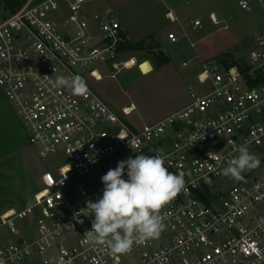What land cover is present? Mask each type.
<instances>
[{
    "label": "built area",
    "instance_id": "obj_1",
    "mask_svg": "<svg viewBox=\"0 0 264 264\" xmlns=\"http://www.w3.org/2000/svg\"><path fill=\"white\" fill-rule=\"evenodd\" d=\"M96 1L27 3L0 18V89L28 144L42 160L55 159L33 203L0 214V264H264V33L242 65L204 63L201 89L189 88L186 106L135 129L91 84L103 79L102 65L113 78L129 69L116 60L125 33L111 9L86 10ZM239 5L250 8L248 0ZM209 19L221 24L215 13ZM168 39L178 42L175 33ZM72 75L85 80V95L50 84ZM242 145L260 166L239 181L221 175ZM157 150L185 178L162 210L160 236L125 255L86 244L94 217L84 209L102 196L101 177L121 160Z\"/></svg>",
    "mask_w": 264,
    "mask_h": 264
},
{
    "label": "rangeland",
    "instance_id": "obj_2",
    "mask_svg": "<svg viewBox=\"0 0 264 264\" xmlns=\"http://www.w3.org/2000/svg\"><path fill=\"white\" fill-rule=\"evenodd\" d=\"M239 1L120 0L117 13L128 28L131 38L126 36L127 39L133 42L154 40L159 46L153 55H145L141 51H121L116 60L120 62L136 58L141 63L153 58L154 55L157 56L160 49L158 36L160 40L162 39V49L173 58L174 67L183 80L178 82L172 79L173 77L166 76V72L155 71L142 75L137 69H122L114 79L109 77L96 85L92 82L91 84L104 99L113 96L125 104L134 102L138 107V112H135L132 118L140 113L144 117L143 120H157L164 112L166 105L177 104L184 99L190 85L195 90L201 89L196 77L193 78L191 74L194 70H201V60L196 50L204 49L211 54L220 50H228L227 53L213 60L224 66L244 63L250 47L257 37L264 33V0H248L249 9H242ZM168 10L176 16L175 23L165 18L164 13ZM0 11L10 14L7 10ZM211 12H215L221 24L214 25L210 22ZM195 19L201 20V28H193L192 21ZM225 25L228 26L227 29H223ZM151 31H154L157 36L152 35L151 39L144 37ZM168 33H178L176 34L178 42H169ZM192 42L195 43V47L191 46ZM184 62H187L186 66L183 65ZM0 95L3 101L5 100L11 114L23 128L1 89ZM117 103V101L112 102V105L116 107L119 105ZM25 137L27 139L26 132ZM54 162L55 159L42 160L28 143H25L21 152L9 154L1 162L4 165L0 170V205L7 203L19 207L27 201L34 179L33 172L36 171L41 176L45 171L52 169ZM5 207L4 205L0 208V211Z\"/></svg>",
    "mask_w": 264,
    "mask_h": 264
},
{
    "label": "clouds",
    "instance_id": "obj_3",
    "mask_svg": "<svg viewBox=\"0 0 264 264\" xmlns=\"http://www.w3.org/2000/svg\"><path fill=\"white\" fill-rule=\"evenodd\" d=\"M50 84L53 88H68L74 95L88 91L79 75L56 77ZM237 151L220 174L239 181L244 172L259 167L261 160L246 145ZM101 182L102 196L95 202L87 201V215L83 212L94 217L91 230L84 233V242L93 247L107 246L117 255L128 254L135 245L158 238L165 228L162 210L185 188L184 175L170 172L159 150L155 155L139 154L119 161L101 177Z\"/></svg>",
    "mask_w": 264,
    "mask_h": 264
},
{
    "label": "crops",
    "instance_id": "obj_4",
    "mask_svg": "<svg viewBox=\"0 0 264 264\" xmlns=\"http://www.w3.org/2000/svg\"><path fill=\"white\" fill-rule=\"evenodd\" d=\"M44 0H16L17 4L19 5L18 8H20L21 6L27 4V3H31L33 5L38 4L40 2H42ZM120 3V0H97L96 2L92 3L90 6L87 7V11L90 13H104L106 11V9H111L112 11V16L115 17L116 19H118L121 22V26L123 29V32L125 33L126 36L130 37L129 35V31L128 28L126 26V24L124 23V21L121 19V17L118 15L117 13V6ZM0 10H7L5 8V6L3 4H0ZM17 8V9H18ZM9 11V10H7ZM115 11V12H114ZM13 11H9V13L11 14ZM168 12H172L171 10H168L164 13V16L167 20H169L166 16V14ZM211 13H215V12H211ZM10 14H4L3 11H0V18L2 17H6ZM173 14V13H172ZM174 15V14H173ZM174 17H176L174 15ZM177 19V18H176ZM170 21V20H169ZM177 21V20H176ZM176 21H170L171 23H175ZM211 22V21H210ZM224 29V28H223ZM172 32V31H170ZM169 34V33H168ZM178 34V33H176ZM179 34H182L181 32H179ZM152 35H155L154 31H151L150 33L146 34L144 37H150ZM177 36V35H176ZM157 38L159 39V43H160V49L161 51H163L165 53V56L167 57V61H165L161 55H154L153 58L147 59L145 61H149L150 65H151V71L147 72V73H143L140 69V65L145 62H141L139 63L137 60V65L134 67H130L128 70H132V69H137L142 75H146L155 71L158 72H166L165 75L169 76V77H173L172 79H176L178 82L181 81V79L183 80V78L181 77V75L178 73L177 69L174 67V60L171 56H169L163 49H162V39L160 40V38L157 36ZM167 39H168V35H167ZM169 42H171L168 39ZM193 44V45H192ZM191 46L195 47V43H191ZM228 50H220L216 53H207V50L204 49H199L196 50L197 56L200 58L201 60V70L197 71L194 70L193 72H191L193 78L196 77V79L198 78L199 73L202 71L203 69V64L206 62H215L213 59H215V57L217 56H221L224 53H227ZM139 63V64H138ZM184 66L187 65V62H184L183 64ZM167 70V71H165ZM111 71V72H110ZM113 69L110 65H102L100 66V72L103 74V79L101 81L98 82H94L93 84L96 85L100 82H102L105 78H111L114 79L113 77H111L110 75L113 73L112 72ZM198 82V81H197ZM193 87L192 85H190L188 87V93L186 92V95L184 97V99L182 101H180L177 104H168L166 105L164 112H162L160 114V116L157 118V120H153V121H149L146 119H142L144 118L140 113H137V115L135 117L132 118L133 114L135 112H138V107L134 102H130L125 104L122 101H118V98H113V96L108 97L106 99H104L103 97L99 96L123 119H125V121L127 122V124L135 129H140L142 128L144 125L146 124H153L165 117H167L168 115L174 113L175 111L181 109L182 107L186 106L189 102H190V94H189V88ZM194 88V87H193ZM94 89H96L94 87ZM195 89V88H194ZM97 92V91H96ZM112 95V94H111ZM118 102L117 104H119L118 106H113L112 102ZM122 102V103H121ZM121 103V104H120ZM124 109H128L129 115L128 116H124L123 114V110ZM25 143L27 142V139L25 137V132L22 128V126L18 123V121L16 120L15 116L11 114V112L9 111L5 100L3 101V98L0 95V170H2L3 165L1 164V162L3 161V159H6L8 157L9 154L14 153V152H21L25 146ZM6 162V161H5ZM34 175V179L32 181V188L30 190V194H29V198L27 199V201H25L24 203H22L19 207L16 206H11L8 205L7 203H2V205H0V208H2L4 205L6 206L3 210L0 211V214L7 211V210H11V209H20V208H24L27 207L29 205H31L33 203L34 200V195L36 194V192L38 191L39 187H40V183H41V176L38 172H33Z\"/></svg>",
    "mask_w": 264,
    "mask_h": 264
},
{
    "label": "trees",
    "instance_id": "obj_5",
    "mask_svg": "<svg viewBox=\"0 0 264 264\" xmlns=\"http://www.w3.org/2000/svg\"><path fill=\"white\" fill-rule=\"evenodd\" d=\"M0 4H3L5 6V8L9 11H15L17 10V8L19 7V5L17 4L16 0H2L0 2ZM151 39V36L150 38ZM158 42L154 41V40H150V41H146V40H141V41H137V42H133L127 39L126 35H125V41L124 43L119 47V53L121 51H141L144 52L145 55L146 54H155L156 49L158 48ZM158 54L161 55V57L167 61V57L165 56V53L163 51H161V49H159Z\"/></svg>",
    "mask_w": 264,
    "mask_h": 264
},
{
    "label": "water",
    "instance_id": "obj_6",
    "mask_svg": "<svg viewBox=\"0 0 264 264\" xmlns=\"http://www.w3.org/2000/svg\"><path fill=\"white\" fill-rule=\"evenodd\" d=\"M140 69L143 73H147L149 71H151V65L149 61H145L140 65Z\"/></svg>",
    "mask_w": 264,
    "mask_h": 264
},
{
    "label": "bare ground",
    "instance_id": "obj_7",
    "mask_svg": "<svg viewBox=\"0 0 264 264\" xmlns=\"http://www.w3.org/2000/svg\"><path fill=\"white\" fill-rule=\"evenodd\" d=\"M126 62H127L126 67H128V68L134 67V65L136 64V60L134 58H130ZM127 111H128V109H127Z\"/></svg>",
    "mask_w": 264,
    "mask_h": 264
}]
</instances>
